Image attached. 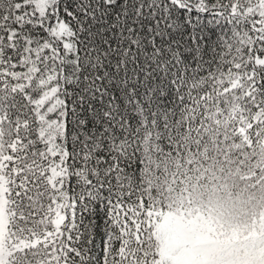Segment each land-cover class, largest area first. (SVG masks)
<instances>
[{
	"label": "snow or ice",
	"instance_id": "snow-or-ice-1",
	"mask_svg": "<svg viewBox=\"0 0 264 264\" xmlns=\"http://www.w3.org/2000/svg\"><path fill=\"white\" fill-rule=\"evenodd\" d=\"M175 6L202 10L228 30L220 64L183 101V126L199 132L195 125L209 115L231 116L226 138L264 134V0ZM82 14L73 0H0V207L10 240L0 264L154 262L150 190L142 183L120 194L119 168L91 134L69 154L73 37L66 33Z\"/></svg>",
	"mask_w": 264,
	"mask_h": 264
},
{
	"label": "trees",
	"instance_id": "trees-1",
	"mask_svg": "<svg viewBox=\"0 0 264 264\" xmlns=\"http://www.w3.org/2000/svg\"><path fill=\"white\" fill-rule=\"evenodd\" d=\"M73 2L86 14L75 32L66 33L73 37L65 77L72 98L69 154L75 156L81 137L91 134L96 150L108 152L119 168L120 194L144 183L155 201L152 238L182 204L230 218L224 227L236 226L234 219L246 226L254 217L252 203L264 196V134L226 138L231 116L209 115L203 126L195 125L199 132L183 126L184 99L222 60L223 21L202 10L182 11L175 0ZM7 217L2 207L5 232Z\"/></svg>",
	"mask_w": 264,
	"mask_h": 264
},
{
	"label": "rangeland",
	"instance_id": "rangeland-1",
	"mask_svg": "<svg viewBox=\"0 0 264 264\" xmlns=\"http://www.w3.org/2000/svg\"><path fill=\"white\" fill-rule=\"evenodd\" d=\"M259 203H264V196L261 199L254 200L252 206H256ZM190 211L194 214L188 217V213L185 216V221L181 218H176V216L168 215L159 225L161 232L159 247L162 248L164 256L173 255L176 264H185L187 260L188 264H212L205 261L206 256L203 251L207 242L218 240L224 246L222 250L220 249L221 247L216 245L220 254L219 264H264V261L260 259L264 255L263 224L260 225V228L254 229L243 226L241 222L231 219L237 225L231 226L230 224L229 227H224V224L230 218L221 215L223 229L221 233H218V230L213 229L212 216L209 214L202 215L196 212L195 209ZM232 242L233 246L236 244L233 257L231 252L225 257L230 248H233L231 246ZM178 244H180L179 246H185V248L182 247L176 254H172L173 248ZM189 245L190 248L188 249ZM224 259L225 261L223 262Z\"/></svg>",
	"mask_w": 264,
	"mask_h": 264
}]
</instances>
